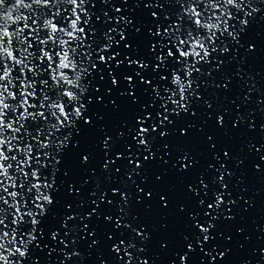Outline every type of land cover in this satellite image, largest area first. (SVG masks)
<instances>
[{"label":"snow or ice","instance_id":"6c2138e0","mask_svg":"<svg viewBox=\"0 0 264 264\" xmlns=\"http://www.w3.org/2000/svg\"><path fill=\"white\" fill-rule=\"evenodd\" d=\"M262 25L264 0H0V264H42L39 254L43 264H157L149 243L168 226L149 232L138 211H151L154 193L162 209L173 198L175 186L157 187L162 175L149 183L157 163L191 178L167 264H231L216 240L230 243L240 202L252 206L240 170L256 157L264 178V143L217 151L205 134L203 168L184 145L208 121L224 136L264 121V75L247 70L257 50L245 40ZM98 104L131 119L110 128ZM194 109L207 119L189 122ZM260 245L238 264H264ZM159 249L169 254V242Z\"/></svg>","mask_w":264,"mask_h":264},{"label":"water","instance_id":"95a60500","mask_svg":"<svg viewBox=\"0 0 264 264\" xmlns=\"http://www.w3.org/2000/svg\"><path fill=\"white\" fill-rule=\"evenodd\" d=\"M129 7H131V0H129ZM141 7L143 6L141 5ZM258 33L260 35H258ZM245 40L255 44L257 50L253 54L254 59L249 61L247 70L264 75V25L251 32L247 37H245ZM97 86L101 88L99 95L103 96L105 84L101 83ZM110 99H115V90L113 91L112 97H104V102L107 103ZM117 103L120 104L121 102L117 100ZM94 110L99 113V115L104 116V121H102V123L107 124L110 128L112 127L113 123H118L119 119H131V112L126 107L122 108L121 113H117L115 115L112 114V110L110 108L105 109L103 104L95 105ZM194 110L197 111V118L194 121L189 120L188 117H185L184 119L189 120V122L196 123H201L203 120L207 119V116H205L201 110ZM261 122L264 121L261 119L257 120V131L250 135L242 134L237 136L235 133L230 132L228 136H224L222 132L215 128L212 121H208L207 126L204 128V133L190 132L189 136L191 137V142L185 144L184 146L194 149L193 155L196 157V159L200 160V166L203 168L210 159L204 152V140L206 139L205 134L215 135L217 138H219L220 143L217 145V151L220 150L221 146L225 148H232L233 151H238L239 148L249 140H251L252 143H256L257 147H259L260 143H264V132H260L259 130V124ZM228 127L230 128L231 126L229 125ZM184 140L185 138L183 137H173L167 142L175 145L177 143H183ZM87 142L91 144L92 140L88 139ZM161 143H165V141H161ZM246 151L247 149H245V152ZM172 155L173 159H175L176 153H173ZM165 159H167V157H165ZM256 159V157H252L249 160L246 168L240 170L242 172H246V184L243 186L246 191L242 192L241 194L244 196L245 200H250L252 202V206L248 209V211L244 212L243 208H247L248 205H244L243 201L240 202V214L237 216V219L234 222L227 226V230L225 231L226 236H232L230 243L226 244L225 241L219 237L216 240V243L221 245V247H227L231 249V257L229 258L231 264H238L239 259L246 253L247 249L257 244L258 237L264 238V178H261L259 173H254L252 171V162ZM67 166L75 168L74 160L71 158L68 159ZM229 167H232V165H229ZM165 171L168 172V175L166 176L163 175ZM150 175L151 180L149 183L155 180L156 175L163 176L164 183L157 185L161 194H163L170 185L175 186V192L173 194V198H170L169 200L168 209H162L159 206V197L156 193H154L153 200L145 201L146 205H151V211L145 212L143 205L138 208V211L142 214V219H145V223L149 226V232L153 231L154 226L158 228L160 223L167 224L168 231L166 233L153 232V240L149 243L151 252L159 254L160 259L158 260L157 264H167L169 255L173 250V245L178 241L179 233L183 231V222L175 218L173 213L175 212V206L177 204L185 202L186 197L183 184L186 182H191V178L188 177L187 174L184 176L177 175L173 170L170 169V166L168 168H161L159 163L152 166ZM193 206L194 205L189 204V207ZM61 210L62 208L60 207L53 208L54 213ZM239 227H243L245 229L244 235L238 236L236 234V229ZM245 236L251 239L252 245L246 243ZM163 241L169 242V254L160 252L159 244ZM240 245H244L243 251H241ZM39 255L43 264V255L46 254ZM221 264H224V262H221Z\"/></svg>","mask_w":264,"mask_h":264}]
</instances>
